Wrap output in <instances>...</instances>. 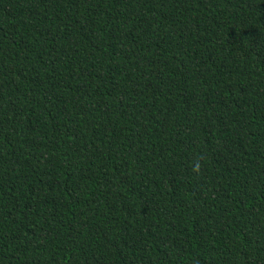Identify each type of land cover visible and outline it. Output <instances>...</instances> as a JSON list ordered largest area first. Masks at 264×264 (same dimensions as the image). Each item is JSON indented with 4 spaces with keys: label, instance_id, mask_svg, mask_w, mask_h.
<instances>
[{
    "label": "trees",
    "instance_id": "16d2710c",
    "mask_svg": "<svg viewBox=\"0 0 264 264\" xmlns=\"http://www.w3.org/2000/svg\"><path fill=\"white\" fill-rule=\"evenodd\" d=\"M0 264H264V0H0Z\"/></svg>",
    "mask_w": 264,
    "mask_h": 264
}]
</instances>
